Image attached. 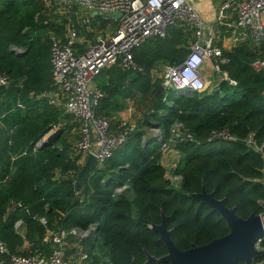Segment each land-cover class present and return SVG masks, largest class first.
<instances>
[{
	"label": "trees",
	"instance_id": "obj_1",
	"mask_svg": "<svg viewBox=\"0 0 264 264\" xmlns=\"http://www.w3.org/2000/svg\"><path fill=\"white\" fill-rule=\"evenodd\" d=\"M38 11L37 0H0V72L12 79L8 89L0 88L10 101L5 110L18 99L25 105L23 115H5L0 123V180L9 177L0 184V238L9 250L24 252L23 237L15 228L19 219L27 224L30 242V251L24 253L49 250L43 243L49 231L65 229L71 240L74 228L94 224L99 234L95 247L101 244L108 249L104 264H132L134 258L143 264L145 250L157 257L168 252L158 233L148 227L149 222L161 223L162 212L179 248L187 249L192 242L205 244L224 236L229 228L217 210L188 195L201 192L203 185L217 198L225 197L226 205L237 207L243 218L262 212L264 149L251 148L245 138L254 133L258 144H264V72L251 67L263 50L239 44L224 52L229 62L222 69L237 81L236 86L223 79L213 90L207 86L183 93L169 89L161 96L157 90L162 81L154 78L152 70L159 61L183 62L189 52V36L182 25L170 28L166 37L149 39L134 49L142 71L123 69L119 64L104 70L106 78L113 77L110 84L106 80L99 84L108 96L100 102L98 113L106 109L107 99L116 89L113 81H127L128 92L137 89L152 95L153 111L146 112L143 123L150 127L156 123L161 139L134 130L104 167L93 170L78 192L74 182L83 154L74 153L65 139L73 115L43 96L53 88L51 40L32 37L36 30L41 34L50 28L55 34L60 30L53 23H43V17L36 21ZM12 46L24 49L20 52ZM63 117L67 123L59 140L34 151L35 142ZM222 128L238 139L211 140L212 130ZM188 133L194 138H186ZM171 142L181 155L174 168V174L181 177L178 188L166 178L161 164L163 147ZM122 186L127 188L117 194L115 189ZM28 208L38 212L35 218ZM94 261L102 260L96 257ZM0 264H11L7 254L0 252Z\"/></svg>",
	"mask_w": 264,
	"mask_h": 264
},
{
	"label": "built area",
	"instance_id": "obj_2",
	"mask_svg": "<svg viewBox=\"0 0 264 264\" xmlns=\"http://www.w3.org/2000/svg\"><path fill=\"white\" fill-rule=\"evenodd\" d=\"M54 2L58 8L65 6L67 14L70 9L76 10L74 8L76 6L96 15L101 13L104 16L106 12L114 11L122 13L118 19L113 16H104L116 22L117 29L110 35L97 33L91 42H83L79 34L83 27L91 23L93 15L89 14L82 19L78 10L76 18L70 19L71 22L64 37L54 33L50 36L53 88L43 96L50 104L61 107L66 113L73 115L79 124L80 134L73 148L77 153L86 156L90 151L96 153L98 157L96 168L104 167L114 155V151L123 146L131 133L136 130V125L129 121L122 122L115 130L111 119L98 113L100 102L106 95L96 79L104 69L115 64H119L123 69L142 71V67L135 60L133 51L149 39L166 37L170 28L182 25L189 26L195 36V41L189 45V52L183 62L167 65L164 68L161 83L164 86V92L173 89L183 93L202 91L206 88L202 68L207 59L211 60L215 71L225 73L224 79L231 85H237V81L222 69V65L229 62V57L223 52L221 46L216 45L221 38L216 33L214 24L199 13L197 6L191 0H54ZM216 19L218 26H226V31L230 32L236 45L251 40L258 46L264 41V0H222ZM14 49L23 51L17 47ZM251 67L255 72H264V55L259 54L251 62ZM11 84L10 76L0 72V88H8ZM215 88L217 87L211 90ZM15 107L23 108L24 104L18 99ZM59 123H53L50 129L35 142L34 151L44 145L52 132L62 128ZM186 138L194 137L188 133ZM210 139L235 141L238 137L227 128H222L212 130ZM245 141L257 151L261 152L264 149V144H258L254 133L249 134ZM177 155L181 156L180 151ZM8 178L1 179L0 184L5 183ZM126 188L127 186H122L115 190L117 194H120ZM261 205L263 209L260 214L264 223V200ZM41 221L46 223L43 217ZM21 223L22 220H17L15 228ZM94 227L96 225L92 224L87 229L74 228L70 234L77 237L79 241H83V237ZM68 235L65 229L49 231L43 238V243L49 250L36 248L31 253L12 252L7 243L0 238V252L8 255L11 264H102L95 263L94 259L90 261V254L82 248L69 257L64 248L65 241L69 240ZM263 239L264 236L258 241V248L263 254L255 257L250 264H264Z\"/></svg>",
	"mask_w": 264,
	"mask_h": 264
},
{
	"label": "water",
	"instance_id": "obj_3",
	"mask_svg": "<svg viewBox=\"0 0 264 264\" xmlns=\"http://www.w3.org/2000/svg\"><path fill=\"white\" fill-rule=\"evenodd\" d=\"M109 14V15H108ZM98 15H101L99 13ZM122 13L114 11L106 12L105 17L120 18ZM164 86L158 87L157 94L163 95ZM65 128H59L52 132L51 136L45 141L44 145H52L61 137ZM161 132L158 137L153 139L160 140ZM98 164L96 153L88 152L87 160L83 166L77 171L74 182L76 191H80L84 186L87 178L93 173ZM188 195L202 203H207L210 207L217 210L221 217L226 221L229 231L222 237L213 238L202 245H196L194 242L187 250H182L176 245L172 237V229L167 225V217L162 212L161 223L149 222L151 227L159 235V240L167 246L168 253L157 257L146 250V261L144 264H158V261L168 264H250L255 257L262 255V251L258 248V241L264 236V223L261 214L251 213L247 217H241L237 213V207L226 205L225 197L220 199L215 196V192L208 191L202 186L201 192H189ZM31 216L35 218L38 212L32 208H28ZM99 237L98 228H92L87 235L83 237L87 247L91 252L96 248V241ZM132 264H138L133 259Z\"/></svg>",
	"mask_w": 264,
	"mask_h": 264
},
{
	"label": "crops",
	"instance_id": "obj_4",
	"mask_svg": "<svg viewBox=\"0 0 264 264\" xmlns=\"http://www.w3.org/2000/svg\"><path fill=\"white\" fill-rule=\"evenodd\" d=\"M191 1L197 6L198 11H199V13H202L201 14L202 16L205 19H207L210 23L214 24L215 29H216V33H218L220 38H221V40L216 45L219 47L221 46L223 49V52L231 51L234 47L239 46V44H251L256 48L257 52L260 50H263V55H264V41L261 44H259L258 46L254 45V43L251 40H246V41L240 42L239 44L236 45L235 42L233 41L231 35H230V32L226 31V26H224V25L218 26V24L215 20L216 19L215 15L217 14V11L219 9V5L222 2V0H217V2L214 4V6H212L211 8H207V9L205 8L206 0H191ZM59 9H60L61 13L63 12V9L65 10V8H63V6H60ZM81 12L85 13L84 16H82L80 14V17H82V19H85L89 14L93 15V19L91 18V23L88 24L87 27H83L81 29L80 34H79L80 39H82L83 42H85V43L88 41L91 42L93 40L94 35L99 33V31L97 29V26L100 22L97 19L99 15H96L93 12L92 13L88 12V10L80 7V13ZM65 13L67 14L66 10H65ZM68 27H69V25H68ZM68 27H67V31H68ZM219 31H220V33H219ZM58 32L59 33L57 35L59 37H64L66 35L64 32L62 34L60 31H58ZM111 33L112 32H110L107 35H110ZM14 47L18 48V46H12L13 49H14ZM14 50H16V49H14ZM210 62H211V60H210ZM205 64H206V62H205ZM205 64L203 65L202 72H203L205 80H206V85L211 90L212 88L217 87L219 85V83L221 82V80H223L224 78L219 79L215 82L213 80H211L208 77V75H210L211 77L213 76L211 67L208 65H205ZM115 65H118V64H115ZM167 65H170V64H168L166 62H162V61L157 62L155 64V67L152 70V73L154 72V70H158V69H160L163 72L164 68ZM212 65H213V63H212ZM107 68H110V66ZM105 74H106L105 72H102V74L99 75L101 77V80H99V82H98L99 84L101 82H103L105 84V80H106V82H108L113 77V76H108L106 78ZM155 74L153 73L154 78L156 76ZM210 81H212L213 83L211 84ZM110 83H111V81L109 82V84ZM209 84H211V85H209ZM128 85L129 84L127 83V81L125 83H122V84H119V82L116 80L113 81V86L116 89H115V91H113L112 97H110V98L108 97V99H107L108 100V102H107L108 106L106 107L105 110H103L102 114L111 119L113 128L115 130L118 129L119 124H121L122 122L129 121L130 123L136 125V130L139 129V130H142L144 132V129H146V127L151 128L149 125L145 126L143 122L145 119L144 115H146V112L153 111V101L154 100H152V95L146 94V96H145V95L141 94L137 89H133V91L128 92V89H127ZM8 88H6V89H8ZM163 93L165 94V92H163ZM105 95L108 96L106 94V91H105ZM9 102H10L9 98L6 95L4 89H0V123L1 124H3L2 118L5 115L9 116V114H10V115L15 116V115L20 114V113L23 115V112H25V110H24L25 105L23 108H16L15 107L16 101L15 102L12 101L10 108L8 110H5V107L8 105ZM139 104H141V105H139ZM153 125L154 126H152V127H156L159 131L158 125L156 123H154ZM6 129H8V128H6ZM175 129H177L176 126L173 127V130H175ZM76 132H77V134L72 133L73 138H74L73 141L71 142L72 147H73L75 141L79 138V135H80L79 134V127H78ZM146 133H147L145 135L146 137L147 136L152 137V135H149L148 132H146ZM159 133H160V131H159ZM67 135H66V137H67ZM171 144L173 145L172 148L170 147V148L164 150V153L161 157V164L163 165V167L166 170V178H168L171 181V185L173 187L178 188L181 184V177L178 176L177 174H174V168L173 167H176V163L178 162L179 158H177L178 155L175 154L176 149H177L176 144L174 142L170 143V145ZM173 149L175 151H173ZM86 160H87V156L85 154H83V156L79 160L80 167L83 166V164L85 163ZM171 160H174V162H171ZM19 220H22V223L19 227L16 228V230H18V232L23 237L21 249L24 252H29L30 251V249H29L30 242L26 237L27 236V224L23 219H19ZM71 251L69 250L67 253V255L69 257H72L74 255V253L70 254ZM72 252H74V251H72Z\"/></svg>",
	"mask_w": 264,
	"mask_h": 264
},
{
	"label": "rangeland",
	"instance_id": "obj_5",
	"mask_svg": "<svg viewBox=\"0 0 264 264\" xmlns=\"http://www.w3.org/2000/svg\"><path fill=\"white\" fill-rule=\"evenodd\" d=\"M37 2L39 3V11L35 17V20L36 21H39L40 19L42 20V17L44 18L42 21L44 23V20H45V24H49V23H53L54 24V27L55 28H58L61 32V34L64 32L65 34L67 33V27L69 25V23L71 22V18H76L77 16V10L78 12L80 13V7H74L76 8L77 10L75 9H70L68 11V14L65 13V10L63 9V12L61 13L60 12V9L58 7L55 6V2L54 0H37ZM217 2V0H206L205 2V8H211L212 6H214V4ZM63 8H65V6H63ZM82 16L85 15V13L81 12L80 13ZM202 14V13H201ZM109 15V14H108ZM67 17V18H66ZM216 17V15H215ZM100 22L97 26V29L100 32H102L104 35L106 34H109L110 32H114L116 29H117V26L118 24L112 20H109L107 18H105L103 15H99L98 18H97ZM217 21V19H215ZM184 28V31L187 32L188 36H189V45L195 41V36H193V31L192 29L189 27V26H185L183 27ZM55 31L53 28H50L49 31H46V32H43L42 34L36 30L35 33H34V36L32 35V37H39L38 35H42L40 37H44V38H47V39H50V36L51 34H55ZM96 35V34H95ZM94 35V36H95ZM19 49H24V48H21V47H18ZM205 65H208L211 67V70H212V74L213 76L211 77L210 75H208V77L213 80L214 82L219 80V79H223L224 78V75L225 73H223L222 71L221 72H216L214 70V67L212 65V63L210 62V59H207L206 60V64ZM106 70V69H104ZM103 70V71H104ZM156 76L155 78H157L159 80V83L162 81V78H163V75H162V71L160 69L158 70H154L153 72ZM203 74V72H202ZM99 80H101V77L98 76L96 81L99 82ZM211 84L213 83L212 81H210ZM209 84V85H211ZM141 105V104H139ZM61 123V124H60ZM60 125H62V128H64L63 126H65V123H67V119H61L60 120ZM69 123V122H68ZM72 126L71 129H69V131L66 132L67 137H66V141H68L70 144L71 142L73 141V134H77V129L79 127V124L78 122L74 119V117L72 118V120L70 121L69 123V126ZM76 129V130H75ZM74 130V131H73ZM148 132L149 135H152V137H158L159 136V131H157V128L156 127H146V129H144V132ZM145 132V134H147ZM173 143V142H171ZM166 144V146L163 147V149H168V148H172L173 145L171 144ZM169 146V147H168ZM73 151L74 153H77V151L73 148ZM173 151H175L173 149ZM177 149H176V152L175 154H177ZM77 154H80V153H77ZM177 158H180L179 156H177ZM171 162H174V160H171ZM176 162V161H175ZM179 163V159H178V162L176 163V166L178 165ZM175 168V167H173ZM73 245H74V248H73ZM66 249V252L68 253V251L72 250V249H75L74 252H78L80 251V249L82 248L84 251L88 252L90 254V261L95 259L96 257L99 258L100 260L102 261H106L108 260V249H106L105 247H103L101 244H97L96 248L93 250V252L90 251V249L87 247L85 241H79V239L77 237H75L73 235V239L71 240H66L65 241V247ZM74 252H70V254L74 253Z\"/></svg>",
	"mask_w": 264,
	"mask_h": 264
},
{
	"label": "flooded vegetation",
	"instance_id": "obj_6",
	"mask_svg": "<svg viewBox=\"0 0 264 264\" xmlns=\"http://www.w3.org/2000/svg\"><path fill=\"white\" fill-rule=\"evenodd\" d=\"M190 245H191V244H190ZM196 245H197V244H196ZM188 248H189V247H188ZM180 249H181V248H180ZM182 250H187V249H182ZM145 252H146V250H145ZM167 253H168V252H167ZM167 253H166V254H167ZM155 256H156V255H155ZM160 257H161V256H160ZM145 261H146V260H145ZM145 261H144V263H145ZM100 262H101L102 264H104L103 261H100ZM100 262H99V263H100ZM144 263H143V264H144ZM159 263L168 264V263H164V262L158 261V264H159Z\"/></svg>",
	"mask_w": 264,
	"mask_h": 264
},
{
	"label": "snow or ice",
	"instance_id": "obj_7",
	"mask_svg": "<svg viewBox=\"0 0 264 264\" xmlns=\"http://www.w3.org/2000/svg\"><path fill=\"white\" fill-rule=\"evenodd\" d=\"M185 83H187V81H185Z\"/></svg>",
	"mask_w": 264,
	"mask_h": 264
}]
</instances>
